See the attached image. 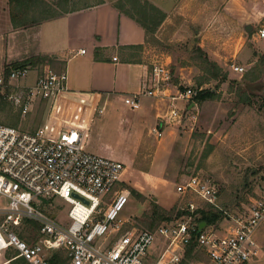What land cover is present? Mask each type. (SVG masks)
Returning <instances> with one entry per match:
<instances>
[{
    "label": "rangeland",
    "instance_id": "rangeland-1",
    "mask_svg": "<svg viewBox=\"0 0 264 264\" xmlns=\"http://www.w3.org/2000/svg\"><path fill=\"white\" fill-rule=\"evenodd\" d=\"M87 1L92 4L110 0ZM171 2L173 8L170 11L159 6L166 17L155 31V40L145 45L149 64H167V93L170 96L180 87H215V98L201 102L192 98L174 100L181 118L165 123L161 121H165L163 118L171 103L167 99L165 104H159L154 121L152 114L146 116L140 107L132 109L114 96L93 101L88 92H77L67 103L65 112L62 113V102L55 105L59 107L61 126L71 125L85 131V150L123 163L121 188L127 191L133 188L141 193L136 197L128 191V201L118 215L122 224L120 234L148 229L145 226L151 218L152 202L168 212L171 221L167 223L175 221L177 211L188 202L203 207L205 203L200 197L176 192V184L190 175H198L217 190L215 203L224 211L225 217L207 226L206 229L215 232L224 231L232 224L227 217L246 216L264 191V38L255 34L257 27L264 24L260 0ZM7 21L10 23L5 8V12L0 13V33L3 35L0 44L4 45L3 51L0 46V73L4 72L6 64L23 61L36 53V25L13 33L7 27ZM246 24L252 25L250 34L244 28ZM197 46L220 66L222 74L226 73V81L218 83L217 78H211L196 87L197 78L210 75L201 68L200 57L195 53ZM232 65L242 66L243 72L233 71ZM25 66L28 71L24 76L34 73L35 79L48 67L59 71L58 66L46 63L34 62ZM254 67L262 75L260 86L253 90L250 103L244 104L236 96L237 85L232 86L230 81L235 79L240 83L242 76ZM11 84L29 86L21 79ZM5 89L10 90L11 86ZM39 100L34 99L37 103L22 116L10 101L0 98V123L33 131L41 123L47 108V104ZM154 127L161 129V137L151 133ZM5 203V198L0 196V206ZM47 204L46 212L62 224L68 221L69 205L66 202L51 198ZM161 224L164 222L156 220L153 225ZM26 227L24 222L15 230L19 235ZM119 233L108 235L104 244L114 241ZM253 237L258 253L244 264H264V225L255 229ZM193 253L197 260L186 259L184 264L205 262L201 250H193Z\"/></svg>",
    "mask_w": 264,
    "mask_h": 264
},
{
    "label": "built area",
    "instance_id": "built-area-1",
    "mask_svg": "<svg viewBox=\"0 0 264 264\" xmlns=\"http://www.w3.org/2000/svg\"><path fill=\"white\" fill-rule=\"evenodd\" d=\"M260 3L264 10V0ZM255 34L264 38V24L257 27ZM80 52L84 53V49ZM231 67L235 72L244 70L239 65ZM27 71L23 66L11 69L7 77L0 73V95L22 116L34 99H47L66 89V73L50 67L32 85L11 84ZM168 80L167 64L153 63L139 91L122 100L135 109L145 96L167 99L171 103L161 123L179 120L181 112L174 106V100L191 99L200 88L184 87L170 96ZM8 86L10 90L5 89ZM151 133L157 138L162 134L155 127ZM84 135L85 131L77 128L55 130L42 126L27 131L0 123V196L6 200L0 206V257L13 250L11 259L49 264L50 254L65 248L69 259L66 264H179L191 244L193 250L199 249L205 256V262L199 264H244L257 255L258 245L253 234L258 226L264 225V191L246 216L227 217L232 224L224 231L208 230V225L198 231L201 221L193 212L201 207L188 202L181 207L188 213L171 223L120 234L122 224L118 215L129 197V192L119 185L124 165L119 160L85 150ZM175 189L179 194L196 195L204 203L217 207V190L198 175L186 177ZM51 198H59L69 205L65 224L40 206ZM25 220L38 224L37 239L31 243L15 230ZM111 233L119 235L104 244Z\"/></svg>",
    "mask_w": 264,
    "mask_h": 264
},
{
    "label": "crops",
    "instance_id": "crops-1",
    "mask_svg": "<svg viewBox=\"0 0 264 264\" xmlns=\"http://www.w3.org/2000/svg\"><path fill=\"white\" fill-rule=\"evenodd\" d=\"M150 1L167 11L173 8L171 0ZM0 3V11L3 9L1 11L3 13L7 8V0H0ZM6 23L13 33L28 29H13L8 21ZM35 34L34 54L55 57V62L49 65L56 68L59 61H63L62 70L67 76L65 90L39 100L45 102L47 108L41 123L35 129L42 126L55 130L76 128L71 125L61 126L57 110L59 107L55 105L62 102V113L65 112L67 103L77 92H88L93 101H98L99 97L106 100L109 96L122 100V96L139 91L149 75L151 63L149 64L150 61L145 54V34L142 27L109 2L98 3L44 21L36 25ZM2 36L0 33V39ZM130 45L143 47L141 49L127 47ZM0 46L3 51L4 45ZM81 49H84V53L80 52ZM3 56L4 53L2 58ZM113 57H116V60H113ZM35 80L34 73L21 78V82L29 85ZM166 101L145 96L140 99L139 107L144 115L152 114L154 121L159 113V104H165ZM35 102L37 103L33 100L31 106ZM0 264L27 262L22 258L11 259L5 252L0 257Z\"/></svg>",
    "mask_w": 264,
    "mask_h": 264
},
{
    "label": "trees",
    "instance_id": "trees-1",
    "mask_svg": "<svg viewBox=\"0 0 264 264\" xmlns=\"http://www.w3.org/2000/svg\"><path fill=\"white\" fill-rule=\"evenodd\" d=\"M58 3H52L48 0H7V10L9 15L10 24L13 29H22L30 26L38 25L44 21L62 16L68 12L76 11L82 8H86L102 1L96 3H89L87 0H58ZM112 5L121 13L128 16L134 20L140 27H142L145 34V42L155 40L154 34L158 26L166 17L165 11H163L158 5L153 3L150 0H110ZM109 1V2H110ZM251 32L249 31L248 34ZM127 47L131 48H142L143 45H130ZM97 50V49H96ZM195 53L200 57L201 68L204 72L210 74L207 77L197 78L196 87H200L205 82H208L211 78L216 79L218 83L224 82L227 80L226 73L220 72V66L210 60L205 51L200 47L195 48ZM55 57L48 55L35 54L30 56L23 61H14L6 64L4 66V76L7 77L11 69L22 68L29 63H46L53 64L55 62ZM63 61H59V71H63ZM219 77V78H218ZM261 72L258 68L254 67L252 70L247 71L242 76V81L236 83V81L231 80V85L235 86V93L238 97V101H241L244 104L250 103V97L253 94V90L258 88L261 80ZM182 89V87H180ZM198 89V88H197ZM216 97V88H200L196 95L192 97V100L195 102H201L206 99H213ZM2 98V96L0 97ZM123 183L119 182L121 186ZM130 193L136 197H140L141 193L133 188H129ZM128 190V191H129ZM46 202V203H45ZM40 204L41 207L46 209L47 201ZM167 211L161 209V207L152 202V213L150 221L145 226L148 229L154 228V222L156 220L167 223L170 218L167 215ZM188 213L185 209H179L176 213L177 217ZM193 214H196V219L199 221H204L206 225H213L221 218L225 217V213L221 208L215 207L213 205L205 203L203 207L197 208ZM171 221V220H170ZM28 227L19 232V236L25 241L31 243L37 238L38 224L32 220H25ZM156 227V226H155ZM29 230V231H28ZM62 250L64 256H62ZM193 244L187 248L184 258L180 261L179 264H184L186 259L188 260H197V256L192 252ZM7 256H14L15 251L9 250L6 251ZM67 251L65 248H60L52 252L49 256V264H66L68 262ZM28 264V263H27Z\"/></svg>",
    "mask_w": 264,
    "mask_h": 264
},
{
    "label": "water",
    "instance_id": "water-1",
    "mask_svg": "<svg viewBox=\"0 0 264 264\" xmlns=\"http://www.w3.org/2000/svg\"><path fill=\"white\" fill-rule=\"evenodd\" d=\"M244 28H245L246 31H251V29H252V25H250V24H246V25L244 26ZM205 226H206V223H205L204 221H201V222L199 223V225H198V231H201Z\"/></svg>",
    "mask_w": 264,
    "mask_h": 264
}]
</instances>
